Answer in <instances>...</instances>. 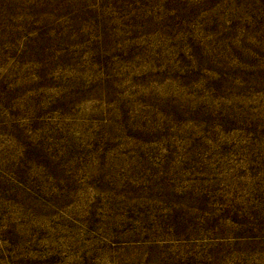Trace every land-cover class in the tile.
Listing matches in <instances>:
<instances>
[{
	"label": "rangeland",
	"instance_id": "obj_1",
	"mask_svg": "<svg viewBox=\"0 0 264 264\" xmlns=\"http://www.w3.org/2000/svg\"><path fill=\"white\" fill-rule=\"evenodd\" d=\"M0 264H264V0H0Z\"/></svg>",
	"mask_w": 264,
	"mask_h": 264
}]
</instances>
